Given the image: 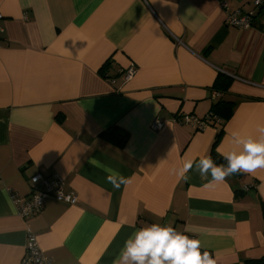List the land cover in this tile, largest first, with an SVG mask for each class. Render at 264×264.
<instances>
[{"label":"crops","instance_id":"obj_1","mask_svg":"<svg viewBox=\"0 0 264 264\" xmlns=\"http://www.w3.org/2000/svg\"><path fill=\"white\" fill-rule=\"evenodd\" d=\"M236 9L256 6L0 0V264H20L30 232L53 264H113L131 233L152 223L192 226L185 234L215 264L264 257V169L213 184L195 171L187 182L170 174L202 156L224 163L214 152L233 147V132L260 135L264 15L230 26ZM221 74L232 79L227 91L213 87ZM214 111L221 120L201 130L188 119ZM91 161L129 183L114 189ZM39 172L58 173L77 203L50 197L21 217L12 194L28 195Z\"/></svg>","mask_w":264,"mask_h":264},{"label":"clouds","instance_id":"obj_2","mask_svg":"<svg viewBox=\"0 0 264 264\" xmlns=\"http://www.w3.org/2000/svg\"><path fill=\"white\" fill-rule=\"evenodd\" d=\"M256 131L259 137L231 133L233 147L220 152L226 163L217 164L211 156H202L187 160L180 168H172L170 174L187 182L188 174L195 171L201 179L213 184L235 174H253L264 169V125H258ZM91 162L107 173L105 179L114 189L129 183L118 171L98 161ZM28 211L30 207L25 208ZM195 232L192 226H186L183 232L159 223L141 227L127 238L113 264H215L207 251H201V240L185 234Z\"/></svg>","mask_w":264,"mask_h":264},{"label":"built area","instance_id":"obj_3","mask_svg":"<svg viewBox=\"0 0 264 264\" xmlns=\"http://www.w3.org/2000/svg\"><path fill=\"white\" fill-rule=\"evenodd\" d=\"M256 6L253 12H244L241 9H236L228 13L226 23L235 27L253 26L256 18L262 20L264 15V0H252ZM226 5V4H224ZM227 6V5H226ZM0 13V19H2ZM264 24V18H263ZM5 31L3 25L0 24V40L1 35ZM135 72L134 67H130L125 71L126 76H131ZM113 79V78H111ZM188 119L196 127L197 130L204 129L210 122H219L221 118L214 114L209 113L204 118L194 115L188 116ZM162 120L157 118L153 122L155 128H160ZM32 190L26 196H21L19 193L12 194L13 202L16 207L17 213L23 218L33 217L39 214L44 208L48 198L53 197L58 201H63L69 204H75L78 201V196L74 191H65L64 180L58 173L45 175L44 173H36L31 176ZM30 207V211L25 212V208ZM195 238L194 236H190ZM203 252L204 250L201 249ZM211 256V255H210ZM212 257V256H211ZM20 264H53L49 255L40 247L37 237L31 232L28 234V239L25 246V253L21 259Z\"/></svg>","mask_w":264,"mask_h":264},{"label":"trees","instance_id":"obj_4","mask_svg":"<svg viewBox=\"0 0 264 264\" xmlns=\"http://www.w3.org/2000/svg\"><path fill=\"white\" fill-rule=\"evenodd\" d=\"M103 71V69L101 70ZM231 82H232V79L226 75V74H221L220 76H218L213 84V87L216 88L217 90H221V91H227L231 85ZM220 105V104H218ZM217 105V106H218ZM214 114L218 115L219 117H221L218 113H216L215 111L213 112ZM106 135H112V133L110 132H107ZM220 134L217 135L216 137V141L218 140V136ZM120 138H119V142L121 143H124L125 142V139H126V136L125 135H119ZM118 138V137H117ZM214 156L220 160V162H224L226 163L222 156H220L218 153L214 152ZM247 264H264V257L263 258H258V259H254V260H249L247 262Z\"/></svg>","mask_w":264,"mask_h":264}]
</instances>
